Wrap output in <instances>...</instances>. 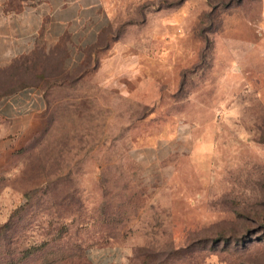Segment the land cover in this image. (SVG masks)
Here are the masks:
<instances>
[{"label": "rangeland", "instance_id": "374dc122", "mask_svg": "<svg viewBox=\"0 0 264 264\" xmlns=\"http://www.w3.org/2000/svg\"><path fill=\"white\" fill-rule=\"evenodd\" d=\"M107 10L17 63L46 108L0 142V264H264V0Z\"/></svg>", "mask_w": 264, "mask_h": 264}, {"label": "crops", "instance_id": "0c3cea01", "mask_svg": "<svg viewBox=\"0 0 264 264\" xmlns=\"http://www.w3.org/2000/svg\"><path fill=\"white\" fill-rule=\"evenodd\" d=\"M107 21V0H0V142L26 131L46 108L42 87L18 76L17 63L63 52V66L71 67Z\"/></svg>", "mask_w": 264, "mask_h": 264}]
</instances>
